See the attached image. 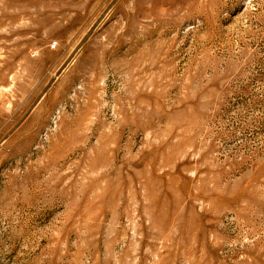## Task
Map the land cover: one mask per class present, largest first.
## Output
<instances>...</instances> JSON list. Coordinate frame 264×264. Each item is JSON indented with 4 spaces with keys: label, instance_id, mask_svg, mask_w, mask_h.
<instances>
[{
    "label": "rangeland",
    "instance_id": "obj_1",
    "mask_svg": "<svg viewBox=\"0 0 264 264\" xmlns=\"http://www.w3.org/2000/svg\"><path fill=\"white\" fill-rule=\"evenodd\" d=\"M0 264H264V0H0Z\"/></svg>",
    "mask_w": 264,
    "mask_h": 264
}]
</instances>
